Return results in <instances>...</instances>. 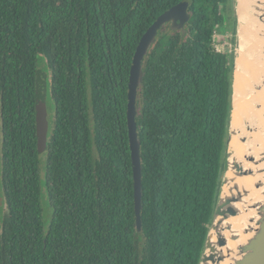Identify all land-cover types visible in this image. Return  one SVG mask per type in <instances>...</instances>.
Masks as SVG:
<instances>
[{
    "label": "trees",
    "instance_id": "obj_1",
    "mask_svg": "<svg viewBox=\"0 0 264 264\" xmlns=\"http://www.w3.org/2000/svg\"><path fill=\"white\" fill-rule=\"evenodd\" d=\"M180 1L0 0V264L198 263L229 107L214 34L233 26L232 2L187 0L186 34L163 25L142 61L140 229L127 128L135 48ZM40 76L54 104L44 145Z\"/></svg>",
    "mask_w": 264,
    "mask_h": 264
},
{
    "label": "water",
    "instance_id": "obj_2",
    "mask_svg": "<svg viewBox=\"0 0 264 264\" xmlns=\"http://www.w3.org/2000/svg\"><path fill=\"white\" fill-rule=\"evenodd\" d=\"M238 0H232L233 34L235 51L230 53V92L225 141L216 198L197 264H264V104L263 122L244 123V131L232 124L235 94L234 73L236 58L241 47L240 26L245 22L237 11ZM189 2L182 0L162 12L142 34L133 54L127 90V128L134 185V212L136 228L141 227V162L140 143L137 135L136 99L143 81L142 61L155 43L158 30L169 24L170 30L186 34L190 18ZM245 18L253 19L257 36L263 41L264 61V0H248ZM254 90L264 88V71ZM250 91V90H249ZM248 93V87H247ZM46 78L40 76L37 83L35 108L39 142L44 145L48 133L46 107ZM264 101V95H263ZM257 134L261 140H254ZM238 136L244 145L236 155L231 140ZM254 140V141H253Z\"/></svg>",
    "mask_w": 264,
    "mask_h": 264
},
{
    "label": "bare ground",
    "instance_id": "obj_3",
    "mask_svg": "<svg viewBox=\"0 0 264 264\" xmlns=\"http://www.w3.org/2000/svg\"><path fill=\"white\" fill-rule=\"evenodd\" d=\"M247 6L248 0H238L237 11L245 22L240 26L241 47L238 50L234 73V89L237 96L232 111V124L242 131H244L245 122L255 123L259 121L262 124L263 108H257V104H264V88L262 90L252 88L253 84L260 82V74L264 71L260 45L263 41L256 34L253 19L245 18ZM253 138L254 140H261L257 134H254ZM238 139V136H234L231 140V146L236 155H240L244 150V145Z\"/></svg>",
    "mask_w": 264,
    "mask_h": 264
},
{
    "label": "rangeland",
    "instance_id": "obj_4",
    "mask_svg": "<svg viewBox=\"0 0 264 264\" xmlns=\"http://www.w3.org/2000/svg\"><path fill=\"white\" fill-rule=\"evenodd\" d=\"M231 2L232 0H229L230 4ZM214 45L216 49L220 51H224L228 53H232L235 51L236 43L234 41L233 28L231 25L228 24L222 31H217L214 34ZM46 107H47V119H48V130H49V127H51L54 116V104L50 95L48 84H47V95H46ZM39 159H40L41 176L43 178L45 171L46 153L42 152L39 156ZM48 206L49 205L46 201V198L44 197L42 201V207H43V220L46 224L48 219H46L45 217V212L47 211Z\"/></svg>",
    "mask_w": 264,
    "mask_h": 264
},
{
    "label": "flooded vegetation",
    "instance_id": "obj_5",
    "mask_svg": "<svg viewBox=\"0 0 264 264\" xmlns=\"http://www.w3.org/2000/svg\"><path fill=\"white\" fill-rule=\"evenodd\" d=\"M153 45V44H152Z\"/></svg>",
    "mask_w": 264,
    "mask_h": 264
}]
</instances>
